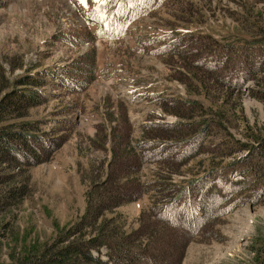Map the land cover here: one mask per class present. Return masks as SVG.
<instances>
[{
    "label": "rangeland",
    "instance_id": "obj_1",
    "mask_svg": "<svg viewBox=\"0 0 264 264\" xmlns=\"http://www.w3.org/2000/svg\"><path fill=\"white\" fill-rule=\"evenodd\" d=\"M123 1L0 0V84L44 81L36 91L45 103L28 110L26 130L42 138L31 142L38 155L52 150L37 165L10 164L29 193L1 218L14 219L5 242L44 247L100 202L119 203L106 218L130 233L153 205L198 181L193 195L172 201L171 216L161 211L180 232L204 221L212 229L193 238L180 264H264V183L226 167L246 155L239 143L264 137V103L254 81L234 87V52L223 63L220 45L246 36L236 19L244 6L264 13V0Z\"/></svg>",
    "mask_w": 264,
    "mask_h": 264
},
{
    "label": "trees",
    "instance_id": "obj_2",
    "mask_svg": "<svg viewBox=\"0 0 264 264\" xmlns=\"http://www.w3.org/2000/svg\"><path fill=\"white\" fill-rule=\"evenodd\" d=\"M112 1H119L121 4L127 5L123 0ZM165 1L163 0V2ZM170 1L173 6L176 0ZM132 8L135 7L132 6ZM186 11L187 8H183L181 14L173 13L182 18ZM243 11L238 16L239 20L236 19V21L238 25H242L246 36L235 37L234 46L220 44L224 54L222 62L225 63L227 60L225 54L234 52V70L239 71V75H241L235 80L234 87L239 90L247 82L254 81L256 88L252 95L264 103V13L259 12L254 15L246 6L243 7ZM189 51L190 49H187V52ZM174 54L182 59H187V55L183 51L177 50L174 51ZM197 67L202 69V65L199 63H197ZM31 79L29 75H26L17 80L14 85L0 84V227L4 229L3 233H0V264H180L185 249L193 241V238L208 235L212 231L209 222L204 221L197 229L193 226L184 230L185 232H180L178 231L179 227L176 226V220L166 217L173 213L172 201L174 203L176 201L183 202L186 195H193L191 186L198 181L195 183L189 181L181 185L175 192V196L169 198L170 201L167 204L153 205L145 218L147 222L141 223L136 231L130 233H122L120 230L122 222L119 223L121 220L119 217L106 218V213H111L112 208L118 207L119 203L110 204L103 201L104 203L97 204L92 212L89 209L72 225L60 230L55 241L44 247L21 252V250H17V247H11L5 242L4 232L11 233L14 219L13 216L8 221L5 218L1 220V218L10 214L14 207L21 203L24 195L29 193L28 181L17 183L16 175L9 170L10 164L37 165L52 152V150H44L43 154L38 155L36 153L38 151L30 148L31 142L35 141L38 144L42 138L36 134L28 133L26 129L31 127L32 123L27 121L25 116L29 109L45 103L43 95L40 91H36V87L44 81L41 83L38 79L34 78L33 81ZM223 81L227 82L226 79ZM21 86L24 87V90L18 88ZM2 93H4L3 97ZM188 103L194 105L196 101ZM215 113L217 115V112ZM174 114L179 115L176 112ZM225 115L224 110L221 111L219 117L224 118ZM203 126L205 127L201 132L205 133L209 123H204ZM200 136L203 135L200 134ZM198 139L199 137H195L183 143L197 142ZM20 140H24L25 146L18 144ZM253 140L256 144L239 143V149L246 150V155L238 157L234 164L228 163L226 167L230 170L233 166L234 170L245 168L240 171L241 178L245 176L254 178L256 182L261 180L264 183V162L260 161L264 160V137H254ZM164 154L160 152L158 156L169 162V155ZM185 161V158L181 159L179 164ZM174 187L173 185L166 186L168 191ZM262 190L264 191V186ZM260 196H254L251 200L257 201L262 198V195ZM161 211L166 215L165 218L162 217ZM229 211L231 212L232 209L230 208ZM184 218L187 221V217ZM213 238H217L216 233H212L208 237V239ZM259 243L260 251L264 252V241L260 240ZM3 247L8 251L5 260L1 259ZM102 255L105 259H102ZM258 256H262L259 251L257 259L260 260Z\"/></svg>",
    "mask_w": 264,
    "mask_h": 264
},
{
    "label": "snow or ice",
    "instance_id": "obj_3",
    "mask_svg": "<svg viewBox=\"0 0 264 264\" xmlns=\"http://www.w3.org/2000/svg\"><path fill=\"white\" fill-rule=\"evenodd\" d=\"M79 2H80V3H84V2H85V0H79Z\"/></svg>",
    "mask_w": 264,
    "mask_h": 264
}]
</instances>
